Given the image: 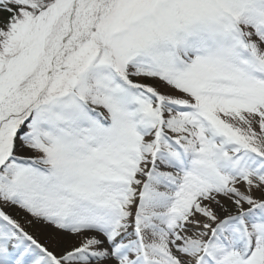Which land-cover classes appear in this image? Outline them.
I'll return each mask as SVG.
<instances>
[{
    "label": "snow or ice",
    "instance_id": "1",
    "mask_svg": "<svg viewBox=\"0 0 264 264\" xmlns=\"http://www.w3.org/2000/svg\"><path fill=\"white\" fill-rule=\"evenodd\" d=\"M0 264H264V0H0Z\"/></svg>",
    "mask_w": 264,
    "mask_h": 264
},
{
    "label": "rangeland",
    "instance_id": "2",
    "mask_svg": "<svg viewBox=\"0 0 264 264\" xmlns=\"http://www.w3.org/2000/svg\"><path fill=\"white\" fill-rule=\"evenodd\" d=\"M17 219L21 220V223L25 226L26 230L30 231L33 235H35L39 240H41V242H45V243H50V240L48 238L49 234L46 232H43L41 230H38L35 227H29L27 224L24 223L23 219L21 218V216L17 215L16 216Z\"/></svg>",
    "mask_w": 264,
    "mask_h": 264
}]
</instances>
